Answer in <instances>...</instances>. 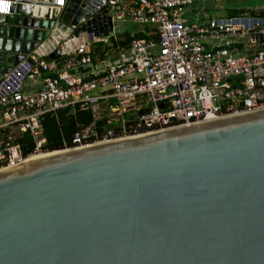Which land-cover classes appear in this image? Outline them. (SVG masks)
I'll return each mask as SVG.
<instances>
[{"label":"water","instance_id":"obj_1","mask_svg":"<svg viewBox=\"0 0 264 264\" xmlns=\"http://www.w3.org/2000/svg\"><path fill=\"white\" fill-rule=\"evenodd\" d=\"M91 1L65 0L61 22L105 38ZM0 3L1 80L57 10ZM54 152L0 170V264H264V108Z\"/></svg>","mask_w":264,"mask_h":264},{"label":"built area","instance_id":"obj_2","mask_svg":"<svg viewBox=\"0 0 264 264\" xmlns=\"http://www.w3.org/2000/svg\"><path fill=\"white\" fill-rule=\"evenodd\" d=\"M33 1L39 5L28 4L25 11L37 16L51 19L56 8L52 39L65 0ZM241 1L92 0L82 21L105 10L112 22L105 38L116 39L131 24L153 30L148 38H132L127 50L117 47V59L93 64L91 45L102 38L66 26L68 32L52 39L51 48L27 55L33 63L24 59L6 73L0 80V170L50 152L44 149L43 121L50 115L59 123L61 111L84 109L91 120L78 123L52 152L264 108V16L210 14L226 8L258 11ZM55 49L59 54L45 59ZM36 79L40 85H27ZM23 136L34 148L27 155L16 142Z\"/></svg>","mask_w":264,"mask_h":264},{"label":"trees","instance_id":"obj_3","mask_svg":"<svg viewBox=\"0 0 264 264\" xmlns=\"http://www.w3.org/2000/svg\"><path fill=\"white\" fill-rule=\"evenodd\" d=\"M225 14L228 17L241 16L244 14L261 15L264 16V10L253 11L251 9H224ZM153 30L151 27L137 28L135 33L131 35L129 30L122 33H118L116 39L113 37L102 38L95 41L91 45V58L93 64L97 62H103L107 59L115 60L118 58L117 47L122 50H127L130 40L132 38H148L146 32ZM58 58V56L56 57ZM45 59H49L45 57ZM53 75V74H50ZM59 123L53 116L47 115L44 118V135L46 137V143L44 149L52 151L60 149L62 147V137L69 139L71 134L76 130L78 123L87 124L91 120L90 113L84 109H76L75 111L67 112L61 111L59 115ZM25 140H28L26 136L16 139V142L21 146L25 155L33 152L34 148L31 143L25 144Z\"/></svg>","mask_w":264,"mask_h":264},{"label":"bare ground","instance_id":"obj_4","mask_svg":"<svg viewBox=\"0 0 264 264\" xmlns=\"http://www.w3.org/2000/svg\"><path fill=\"white\" fill-rule=\"evenodd\" d=\"M68 32V27H66L63 24H58L55 29L52 32V39H56L58 38V36L62 35V34H66ZM53 44V41H49L47 40L46 42L42 43L38 48H37V52H41V50L43 48H51ZM56 152H49V153H38V154H34L32 156H29L27 159H25L24 162H29V163H33L35 161H38L42 158H45L47 156H50L52 154H54Z\"/></svg>","mask_w":264,"mask_h":264},{"label":"rangeland","instance_id":"obj_5","mask_svg":"<svg viewBox=\"0 0 264 264\" xmlns=\"http://www.w3.org/2000/svg\"><path fill=\"white\" fill-rule=\"evenodd\" d=\"M241 2H242V4H244V8L250 6V8L255 7L258 10H264V1H262V0H242ZM210 14H211V16H217V17H225L226 16L224 9L212 10L210 12Z\"/></svg>","mask_w":264,"mask_h":264},{"label":"crops","instance_id":"obj_6","mask_svg":"<svg viewBox=\"0 0 264 264\" xmlns=\"http://www.w3.org/2000/svg\"><path fill=\"white\" fill-rule=\"evenodd\" d=\"M140 26H137L135 24H131V26H129V30H136L137 28H139ZM142 28V27H141ZM140 28V29H141ZM41 81L39 79H36V80H33V81H30L27 83L28 86H31V87H34V86H38L40 85Z\"/></svg>","mask_w":264,"mask_h":264},{"label":"snow or ice","instance_id":"obj_7","mask_svg":"<svg viewBox=\"0 0 264 264\" xmlns=\"http://www.w3.org/2000/svg\"><path fill=\"white\" fill-rule=\"evenodd\" d=\"M7 10V6L0 3V11H6Z\"/></svg>","mask_w":264,"mask_h":264}]
</instances>
